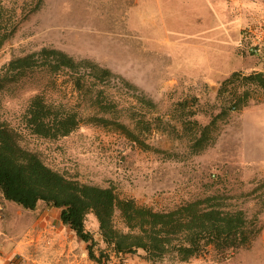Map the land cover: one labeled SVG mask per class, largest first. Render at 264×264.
Instances as JSON below:
<instances>
[{
	"label": "rangeland",
	"instance_id": "obj_1",
	"mask_svg": "<svg viewBox=\"0 0 264 264\" xmlns=\"http://www.w3.org/2000/svg\"><path fill=\"white\" fill-rule=\"evenodd\" d=\"M0 21L1 34L11 33L0 45V73L12 59L43 48L62 51L108 69L110 81L128 83L129 91L110 85L120 99L116 116L128 125L131 112L141 113L148 123L140 142L88 124L94 110L71 76L30 71L0 94V121L54 171L155 210L214 192L250 194L264 181V87L258 83L264 81V0H0ZM224 81H230L225 88ZM37 89L79 111L80 126L55 140L30 134L24 113ZM115 113L103 118L112 121ZM213 119L204 148H196L199 128L188 121L203 127ZM252 197L239 205L252 212ZM0 205V249L32 260L46 205L24 209L1 195ZM259 218V236L233 256L163 264H264V214ZM86 221L92 230L94 217ZM115 223L123 229L117 215ZM94 251L109 264L115 258L104 244ZM126 255L128 263L142 264V252Z\"/></svg>",
	"mask_w": 264,
	"mask_h": 264
},
{
	"label": "trees",
	"instance_id": "obj_2",
	"mask_svg": "<svg viewBox=\"0 0 264 264\" xmlns=\"http://www.w3.org/2000/svg\"><path fill=\"white\" fill-rule=\"evenodd\" d=\"M10 36V32H0V45ZM36 68H44L51 76L59 73L71 76L74 89L83 94L94 110L86 123L111 126L110 129L136 142H140L138 136L148 130L141 113L131 112L128 125L116 116L120 99L110 90V85L129 91L132 87L128 83L110 81L115 77L108 69L87 60L76 61L56 49L43 48L9 61L1 69L0 94L25 81L27 74ZM256 78L249 76L246 80ZM228 83L230 81H224L222 87ZM258 83L264 87V81ZM240 102L238 100L231 108H236ZM111 110L116 112L112 121L103 118ZM192 114L189 112V116ZM188 122L199 128L195 147L203 149L214 119L203 127L195 120ZM24 123L33 136L55 140L74 132L82 123V117L79 111L51 100L46 91L37 89L27 101ZM260 190L263 192L259 193ZM0 195L3 200L24 209H35L39 201L56 209L61 224L84 243L88 258L96 264H109V258L102 251L95 254L94 249L100 244L117 256L142 252L149 264L188 262L210 254L233 256L259 236L262 228L259 217L264 214V181L250 194L214 192L182 200L170 209L155 210L133 199L119 198L111 188L81 184L54 171L21 143L18 132L1 121ZM250 196H253L250 199L252 212L239 205ZM89 215L95 219L92 230L86 227ZM116 215L123 229L117 227Z\"/></svg>",
	"mask_w": 264,
	"mask_h": 264
},
{
	"label": "crops",
	"instance_id": "obj_3",
	"mask_svg": "<svg viewBox=\"0 0 264 264\" xmlns=\"http://www.w3.org/2000/svg\"><path fill=\"white\" fill-rule=\"evenodd\" d=\"M39 213L41 216L34 229L36 238L33 259L24 258L21 264H96L88 258L84 243L61 224L58 211L55 212L53 208L46 206L45 210L41 208ZM4 250V248L0 249V252L6 253H0V262L3 261L5 255H8ZM110 259V264H119V259H123L121 264H132L127 262L130 261L127 255H115V258L110 257ZM142 264L149 263L143 258Z\"/></svg>",
	"mask_w": 264,
	"mask_h": 264
},
{
	"label": "built area",
	"instance_id": "obj_4",
	"mask_svg": "<svg viewBox=\"0 0 264 264\" xmlns=\"http://www.w3.org/2000/svg\"><path fill=\"white\" fill-rule=\"evenodd\" d=\"M0 210H1V205H0ZM24 262V257L18 253L14 252L12 254H8L4 256V259L0 264H21Z\"/></svg>",
	"mask_w": 264,
	"mask_h": 264
}]
</instances>
